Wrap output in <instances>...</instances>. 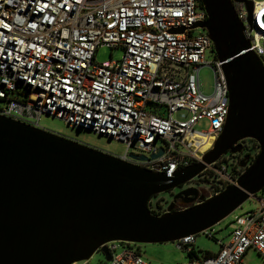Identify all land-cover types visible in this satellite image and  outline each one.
Segmentation results:
<instances>
[{"label": "built area", "instance_id": "built-area-1", "mask_svg": "<svg viewBox=\"0 0 264 264\" xmlns=\"http://www.w3.org/2000/svg\"><path fill=\"white\" fill-rule=\"evenodd\" d=\"M245 1L252 3L251 13L235 1L234 10L249 50L264 65V1ZM206 20L199 0H0V118L46 131L39 121L52 116L125 143V155L117 158L171 178L202 162L229 111L221 63L215 53L213 62L206 61L213 43L205 29L194 28ZM104 46L120 48L124 56L99 64L96 53ZM205 68L213 75L211 94L201 88ZM156 106L168 116L149 112ZM179 111L189 112V119L175 118ZM202 120L209 122L208 131L194 129ZM131 148L140 155L130 154ZM236 165L222 155L206 166L201 178L217 181L210 197L236 183L242 174ZM255 199L256 210L233 217L227 243L214 238V227L199 233L220 246L217 254L183 264H244L249 249L264 259V198ZM199 234L173 244L188 254ZM105 247L108 264H158L128 243Z\"/></svg>", "mask_w": 264, "mask_h": 264}, {"label": "water", "instance_id": "water-1", "mask_svg": "<svg viewBox=\"0 0 264 264\" xmlns=\"http://www.w3.org/2000/svg\"><path fill=\"white\" fill-rule=\"evenodd\" d=\"M233 1L245 3L251 13L252 3L245 0H200L207 20L194 26L208 32L229 96L223 132L201 163L168 178L0 118V264H88L97 252L109 262L110 242L173 243L213 228L264 190V65L249 50ZM248 139L260 151L234 185L210 198L190 188L174 200L195 205L178 212L170 206L160 216L150 212L152 198L199 177L222 155L241 153Z\"/></svg>", "mask_w": 264, "mask_h": 264}, {"label": "rangeland", "instance_id": "rangeland-1", "mask_svg": "<svg viewBox=\"0 0 264 264\" xmlns=\"http://www.w3.org/2000/svg\"><path fill=\"white\" fill-rule=\"evenodd\" d=\"M257 2H262L264 0H254ZM194 35H197L195 31ZM214 50H208L206 52V61L213 62L214 60ZM124 56V51L122 49H110L109 47H102L96 53V62L103 63L111 60H120ZM200 83L202 91L205 94H211L213 90V75L210 69L205 68L200 72ZM156 106L153 109L149 110L151 113L158 112L162 117L168 116V110ZM190 113L187 111H179L174 114V117L186 121L190 117ZM39 125L44 130L60 135L67 139L73 140L75 142L81 143L83 145L95 148L99 151L105 152L112 156L123 157L127 151V146L125 143L114 140L105 135L90 131L88 129L76 126H70L63 120L56 119L49 115L41 116ZM197 131H208L210 129L209 122L207 120H202L198 122L194 128ZM246 148L245 151L253 152L255 154V143L254 141L248 139L245 142ZM162 146L161 141H157L156 147L159 148ZM130 154L140 155L135 149L131 148L129 151ZM225 159L232 162L233 157L229 154L223 155ZM217 181L210 175H205L204 178L199 177L194 178L190 183L193 185V188L200 191L202 195L206 198L214 194V189H216L215 183ZM178 189V188H177ZM176 190V189H175ZM168 193L160 194L150 201V208L152 211L162 213L168 207V203L171 200V197H168ZM162 195V196H161ZM256 198H264V190L256 195ZM259 206L258 201L253 198L246 201L239 209H237L232 215L221 221L219 224L214 226V238L217 240H223L224 243H227L230 239L232 229L229 224L233 221L235 215H241L248 211L256 210ZM125 245H122L124 247ZM130 247L137 250L141 256L147 260H151L158 264H183L190 260L186 252L179 251L173 243L166 244H130ZM194 252L201 256L202 254L209 252L212 254H217L220 251V246L210 238L199 234L196 238V242L193 247H190ZM244 264H264V259L252 249H249L243 258ZM88 264H108L103 253L97 252L93 258L89 261Z\"/></svg>", "mask_w": 264, "mask_h": 264}, {"label": "flooded vegetation", "instance_id": "flooded-vegetation-1", "mask_svg": "<svg viewBox=\"0 0 264 264\" xmlns=\"http://www.w3.org/2000/svg\"><path fill=\"white\" fill-rule=\"evenodd\" d=\"M245 142H246V140H244V141L241 142V144L243 146V150H242L241 153H238V154H229L230 156L233 157V163H234V165L237 162V165L235 166L236 173H243L246 170V168H248L252 164L253 159H254L253 156L255 154L253 155L252 154L253 152L245 151L244 150V148H246ZM257 152H258V147H257V144L255 143V153H257ZM245 159H247V160H245ZM244 161H246V166L245 167H241V163L244 162ZM190 188H193V185H190V183L188 182L187 184L183 185L182 187H180V188H178L176 190L170 191V193L168 194V197H171V200L168 203V207L172 206V211L173 212H178V211L185 210V209H187V208H189V207H191V206H193V205L196 204V202H192L191 203L187 199L184 200L183 198H178V199L174 200V197L176 195H178L179 193H181V192H183V191H185L187 189H190ZM200 196H204V195H202L200 193ZM163 197H164V194H163V196L161 198H163ZM168 207H167V209L164 210L163 213H166L167 212Z\"/></svg>", "mask_w": 264, "mask_h": 264}, {"label": "trees", "instance_id": "trees-1", "mask_svg": "<svg viewBox=\"0 0 264 264\" xmlns=\"http://www.w3.org/2000/svg\"><path fill=\"white\" fill-rule=\"evenodd\" d=\"M199 2H200V0H199ZM200 6H201V3H200ZM252 141H254V140H252ZM254 142H255V141H254ZM255 143L257 144V142H255ZM257 147L259 148L258 144H257ZM255 155H256V154H255ZM256 157H257V155H256ZM162 213H163V212H162ZM162 213H159V212H155V211H153V214H155V215H160V214H162ZM209 254H210L209 252H206V253L202 254L201 256H199V255H197V254L194 252V250L191 249V251L188 253V256H189L190 259H200V258H204V257L208 256Z\"/></svg>", "mask_w": 264, "mask_h": 264}]
</instances>
